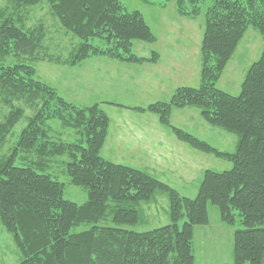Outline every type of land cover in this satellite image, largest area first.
I'll use <instances>...</instances> for the list:
<instances>
[{
  "label": "trees",
  "instance_id": "obj_1",
  "mask_svg": "<svg viewBox=\"0 0 264 264\" xmlns=\"http://www.w3.org/2000/svg\"><path fill=\"white\" fill-rule=\"evenodd\" d=\"M45 1L51 17L74 40L67 56L49 54L45 26L27 29L15 17L0 18L1 55L69 67L93 57L137 65L159 59L155 51L143 58L133 53V42L152 44L156 36L142 13L126 11L119 0ZM204 1H175L182 17L203 13L199 85L179 87L167 101L128 107L155 115L192 150L230 163L228 171L206 169L194 198L182 197L149 172L104 159L109 116L100 104L73 105L37 80L33 66L0 63V101L8 108L0 121V224L19 250L18 264H195L194 232L208 225L209 206L225 225L240 226L232 233L233 262L226 264H264V46L237 95L217 87L247 28L264 40V0H212L203 10ZM192 107L206 124L237 135L233 152H221L171 125L173 111ZM22 118L27 124L4 154L7 137ZM52 121L72 129L76 141L55 140ZM56 157L67 158L68 183L85 189L86 203L66 201L63 184L44 173ZM156 193L166 195L170 223L150 231L121 228L142 222L139 204Z\"/></svg>",
  "mask_w": 264,
  "mask_h": 264
},
{
  "label": "rangeland",
  "instance_id": "obj_2",
  "mask_svg": "<svg viewBox=\"0 0 264 264\" xmlns=\"http://www.w3.org/2000/svg\"><path fill=\"white\" fill-rule=\"evenodd\" d=\"M175 1L176 0H171L166 2L167 5L164 8H160V4L164 3L165 0H119L126 11H139L142 13L146 22H148L151 27L152 32L155 33L156 36V40L152 44L145 42H133V53L138 57L143 58L148 57L155 51L159 56V59L155 62V64L143 63L141 65H137L122 62L120 63L130 66H155L159 64L160 61L165 62L168 60L169 62L171 61L177 65L176 67L173 65L174 68H177L178 66L185 67L184 70L180 72L179 70H175L177 73H184L188 75V77H186V81L180 80L178 82V86L182 84L183 87H197L200 81L199 47L204 25L203 13L195 19L182 17L175 9ZM211 1L212 0L204 1L202 7L203 10L210 5ZM48 10L49 3L47 4L45 0H0L1 19L15 17L20 22V25L27 29L35 28L38 25L45 26L48 31L45 45L49 54L62 59V57H66L69 51L73 48L74 40H72L71 36L64 33L62 27L57 25ZM240 41L241 42L236 48L234 56L228 62L221 79L217 83L218 88L225 92L227 91L232 95H237L239 93V86L244 78V74L248 70L251 63L255 62L259 58L261 50L264 46L262 36L251 27L247 28L246 33ZM97 42L98 41L95 40L92 43L96 45ZM97 60L116 62L110 58L106 59L103 57H93L82 63L76 64L73 67H69L67 65L59 66L52 63L49 64L43 60H31L29 57H15L11 55L3 56L0 54V63L4 66H13L16 64H29L33 66L36 72L37 80L54 87L57 90V93L71 104L81 107L100 104L102 110L107 114V116H109V124L110 119L114 121L118 117L117 114L119 113L122 116L129 117H133L134 114H138V112H133L128 109V107H145L149 105L140 106L133 104L135 102L132 101L134 98L132 99L129 94H122L115 100L110 99L104 102H98L95 99H88L87 102L69 99L65 89L69 90L76 86L75 90L77 97L81 98L89 87L86 86L82 80H76L75 77H73V74H71L70 78L69 76H65L66 73H69V70L75 72L77 71V68H82L86 66V64ZM60 84L62 87L66 88L63 89L60 87ZM157 98L168 100L167 92ZM110 103L112 104L110 105ZM7 113L8 108H5L0 101V121L5 119ZM147 114L154 116V118L156 117L153 114ZM27 116H30V113H27ZM170 122L171 125L199 137L201 140L208 142L211 146L221 152H233L237 146V135L206 124L202 121L200 112L193 107L185 108L184 111L175 113L174 116H171ZM26 124L27 119L22 118V120H20L13 128V134H10L7 137V144L3 148L4 154L9 155L10 148L16 143L15 140L19 135L20 130ZM157 124L159 123L157 122ZM50 129L51 135L55 140L60 139L64 142L76 141L77 136L75 135V132L72 129L66 127L64 128L58 121L50 122ZM164 129L166 130V137H173L170 129ZM173 140L174 141L171 142L170 137L167 143V147L172 148V153L175 152L177 157L175 164H173V169L169 170L162 166L160 169L152 168L149 166V163H152L151 161L127 162V164L131 165L130 167L139 168L140 170L149 172L157 181L168 184L170 187L176 189L182 197L187 198L195 197L196 190L206 169L215 172L229 170L230 163L218 158L216 159L207 154L204 155L194 149L192 150L185 144L178 142L175 137H173ZM178 156H181L182 158L178 159ZM67 161L66 157H56L44 173L51 176L54 181L57 180L63 184L64 189L62 198L80 206L86 203L88 197L83 187H75L68 183L69 178L65 175V165L67 164ZM171 163L174 162L171 161ZM15 165L20 166L21 164L17 161ZM39 173L44 174L40 171ZM139 207L141 210L142 222H139V224L135 226L127 225L121 226V228L137 232L150 231L151 229L162 227L163 225L170 223L169 218H167L166 215L168 208L166 195L156 193L155 196L149 200V202L140 203ZM208 216V225L197 226L194 232V263H232V233L235 229L240 228V226H238L237 223L231 226H227L222 223L219 220L216 208L213 206L208 207ZM23 222L30 224L28 218H25ZM107 224L113 226L110 222ZM81 229H83V227L77 228L76 230L81 231ZM229 254L230 259L227 258ZM20 261L21 258L17 246H15L12 237L5 231L2 224H0V264H18Z\"/></svg>",
  "mask_w": 264,
  "mask_h": 264
},
{
  "label": "crops",
  "instance_id": "obj_3",
  "mask_svg": "<svg viewBox=\"0 0 264 264\" xmlns=\"http://www.w3.org/2000/svg\"><path fill=\"white\" fill-rule=\"evenodd\" d=\"M173 65L177 66L168 60L160 61L155 66H130L105 60L92 61L82 68H77L75 72L69 70V73L65 75L70 78L73 74L76 80H82L89 87L83 97H77L76 86L69 90L65 89L66 94L69 99L80 102H87L88 99H95L98 102L115 100L122 94H129L132 99H135H131L133 102L135 101L133 104L140 106L157 101H167L157 97L167 92L169 98L175 89L182 87V84L178 86V82L186 81V77H188L187 74L175 72V70H179V72L184 70L183 65V67L178 66L177 68H174ZM60 87H62L61 84ZM184 110L173 111L172 116ZM117 116L114 121L110 119L107 140L101 148V156L104 159L122 165L125 162L127 164V162L151 161L149 166L152 168L160 169L162 166L169 170L173 169L177 157L175 152L172 153V148L167 147V143L170 137L171 142L174 140L172 136L166 137V130L157 124L156 117L147 113L134 114L133 117L122 116L119 113ZM181 158L178 156V159ZM227 258L230 259V254Z\"/></svg>",
  "mask_w": 264,
  "mask_h": 264
}]
</instances>
